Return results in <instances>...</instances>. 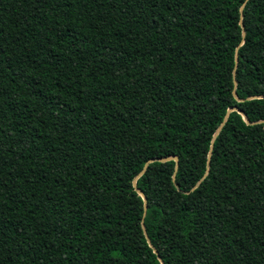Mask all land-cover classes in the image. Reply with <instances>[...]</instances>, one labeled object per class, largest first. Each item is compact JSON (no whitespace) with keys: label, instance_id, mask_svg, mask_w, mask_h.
<instances>
[{"label":"trees","instance_id":"1","mask_svg":"<svg viewBox=\"0 0 264 264\" xmlns=\"http://www.w3.org/2000/svg\"><path fill=\"white\" fill-rule=\"evenodd\" d=\"M0 264H264V0H0Z\"/></svg>","mask_w":264,"mask_h":264},{"label":"water","instance_id":"2","mask_svg":"<svg viewBox=\"0 0 264 264\" xmlns=\"http://www.w3.org/2000/svg\"><path fill=\"white\" fill-rule=\"evenodd\" d=\"M239 11L241 12V7H240ZM240 17H241V15H240ZM240 22H241V18H239V23H240ZM242 35H243V32H242ZM235 59H236V58H235ZM168 159H173L174 162H175V166H176L177 158H176L175 156L149 159V160H147V161L144 163L142 169H141L140 172L137 174V176L140 175V174L144 171V169H145V167H146V165H147L148 162H151V161H154V160H157V161H165V160H168ZM132 185H133V187H134V190H135V191L141 196V198H142V200H143V213H144L145 208H146L145 197H144V196L141 194V192L138 191V189L135 187V182H134V180H133V182H132ZM153 250H154V249H153ZM154 252H155V250H154Z\"/></svg>","mask_w":264,"mask_h":264}]
</instances>
